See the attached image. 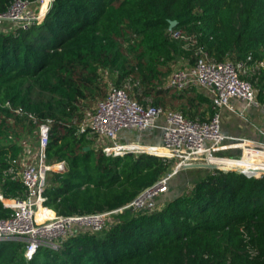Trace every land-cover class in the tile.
Segmentation results:
<instances>
[{
  "label": "trees",
  "instance_id": "16d2710c",
  "mask_svg": "<svg viewBox=\"0 0 264 264\" xmlns=\"http://www.w3.org/2000/svg\"><path fill=\"white\" fill-rule=\"evenodd\" d=\"M12 1L0 0V15ZM173 21L216 61L264 60V0H54L28 28L0 21V194L26 198L25 137L51 119L48 162L64 161L65 169L48 174L46 205L64 217L112 213L101 231L77 228L57 250L41 247L31 260L25 243L0 242V264H264V177L189 169L155 209L113 213L172 173L175 162L107 155L97 137L78 133L111 84L129 83L140 103L191 120L213 117L196 87L167 86L180 63H194L193 50L169 36ZM242 77L263 96L264 68ZM12 213L0 200V220Z\"/></svg>",
  "mask_w": 264,
  "mask_h": 264
},
{
  "label": "built area",
  "instance_id": "2783aa9c",
  "mask_svg": "<svg viewBox=\"0 0 264 264\" xmlns=\"http://www.w3.org/2000/svg\"><path fill=\"white\" fill-rule=\"evenodd\" d=\"M54 0H13L8 11L0 15V21L16 23L28 28L35 21H41L50 10ZM46 3L43 12V5ZM4 19V20H3ZM174 40H181L187 50H193L194 63L186 60L180 63L167 80V86L179 90L197 85L206 90L210 96V107L214 111L212 118L201 121L186 118L182 112L164 110L152 105L147 100L142 104L134 99L129 91V83L122 87L110 85L107 96L99 101L92 111L87 112L79 123L78 133L88 138L98 137L109 140L113 145H102L107 155L123 156L128 153H148L174 160L172 173L162 178L153 187L144 191L136 200L113 213L127 210H153L160 196L168 192V184L172 176L186 166L196 164H221L219 160L227 159L238 162L236 167L242 168L243 160L250 159L256 164L247 172L257 171L247 176L264 177V142L246 137H232L224 134L222 129V112L228 110L238 113L232 100L247 107L257 108L264 118V92L242 76L264 68V60L250 63L251 58L236 64L231 61L219 62L198 45L194 37L187 36L181 29L168 30ZM20 112V111H18ZM53 120L46 119L38 127V144L35 154L30 156L31 162L23 161L20 173L21 180L27 189L24 199H6L0 194V200L6 208L13 211L11 217L0 220V242L19 241L25 243V257L31 260L41 247L58 249L69 236H73L77 228L99 232L107 226L112 213L92 214L84 216H59L46 205L45 191L47 177L52 171H63L65 162L49 163L47 148ZM157 129L161 131V144L145 146L138 142L120 144L122 132H144ZM264 138V130L261 131ZM163 149L165 152L161 153ZM237 149L241 151L238 158L222 156L220 153ZM26 153H28L26 151ZM255 155L260 160H255ZM246 171V170H245ZM43 209L41 214H38ZM51 212L54 215H51Z\"/></svg>",
  "mask_w": 264,
  "mask_h": 264
},
{
  "label": "crops",
  "instance_id": "0c3cea01",
  "mask_svg": "<svg viewBox=\"0 0 264 264\" xmlns=\"http://www.w3.org/2000/svg\"><path fill=\"white\" fill-rule=\"evenodd\" d=\"M192 86L196 87L197 91L203 93L210 100V96L206 90L198 87L197 85ZM232 104L235 106L238 113L236 114L228 110H223L222 129L224 134L232 137H246L258 142H264V138L261 135V131L264 130V118L260 111L255 107H247L236 100H232ZM129 132H122L120 134L119 141L122 139L128 142L135 141L138 143L143 141L140 138H134V132ZM157 132L158 136L154 140H146V143L148 142L149 144L152 143L154 145H160L161 131L157 130ZM225 152L231 155V153L239 152V150L232 149Z\"/></svg>",
  "mask_w": 264,
  "mask_h": 264
},
{
  "label": "rangeland",
  "instance_id": "374dc122",
  "mask_svg": "<svg viewBox=\"0 0 264 264\" xmlns=\"http://www.w3.org/2000/svg\"><path fill=\"white\" fill-rule=\"evenodd\" d=\"M45 9H43V12H44ZM43 20H41L40 22H42ZM16 25V23H13ZM96 106V104H95ZM94 106V107H95ZM223 117V116H222ZM129 132V131H128ZM131 132H134V138H140L142 139L143 141H141L140 143L145 145V146H152L154 144H149L148 142L146 143V140H154L158 135V132H157V129H153V130H148V131H145V132H136V131H130L129 133ZM26 138V151L28 152L26 154V158L24 159L25 160V163H29L31 162V159H30V156H33L35 154V151L37 149V144H38V135H37V129L29 136V137H25ZM24 138V139H25ZM132 142H135V141H125V140H120L119 143L120 144H128V143H132ZM97 143H98V148H101L102 145H106V144H110V145H113V143L109 140H104L101 139V138H98L97 137ZM100 144V145H99ZM222 156H230L232 158H238L240 155H241V151L239 150V152H236V153H231L228 154L227 152H222L220 153ZM186 167H184L183 169L180 170V172L177 174V175H174L171 177L170 179V184L171 185H174V187H176L177 185H180L181 182H183V179L186 178V172L187 170L189 169H185ZM191 169H195V168H191ZM186 181V180H185ZM179 191V187H177L176 189L173 190V192L170 194H168L169 196H172L174 194H177ZM168 196V197H169ZM167 197V195H166ZM40 212L42 213V210H40Z\"/></svg>",
  "mask_w": 264,
  "mask_h": 264
},
{
  "label": "water",
  "instance_id": "95a60500",
  "mask_svg": "<svg viewBox=\"0 0 264 264\" xmlns=\"http://www.w3.org/2000/svg\"><path fill=\"white\" fill-rule=\"evenodd\" d=\"M0 20H2V19H0ZM176 26H177V22L173 21V22H171L169 28L173 29ZM87 149H89V148H87ZM191 168H195V169H209V170H222V171H234V172H238V173H242V174H245V173H248V174L257 173V171L247 172L245 170H242V168H239V167H229V166H223V165H217V164H196V165L186 166L185 169H191Z\"/></svg>",
  "mask_w": 264,
  "mask_h": 264
},
{
  "label": "bare ground",
  "instance_id": "6f19581e",
  "mask_svg": "<svg viewBox=\"0 0 264 264\" xmlns=\"http://www.w3.org/2000/svg\"><path fill=\"white\" fill-rule=\"evenodd\" d=\"M46 7V3H44L43 5V9H45ZM161 153L165 152L163 149L160 150ZM255 160H260V157H257L255 155V158H253ZM214 160H219V162L221 164L219 165H223V166H229V167H236L235 164H239L238 162H235V161H232V160H225V159H214ZM254 160H250V159H246V160H243L240 164H242V170H250V169H253L255 168V166H257L256 164H259V163H256V162H253ZM256 163V164H255ZM264 168V167H262ZM42 210V209H41ZM38 214H41V212H39Z\"/></svg>",
  "mask_w": 264,
  "mask_h": 264
}]
</instances>
